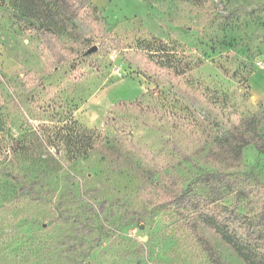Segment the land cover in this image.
<instances>
[{
	"label": "rangeland",
	"instance_id": "1",
	"mask_svg": "<svg viewBox=\"0 0 264 264\" xmlns=\"http://www.w3.org/2000/svg\"><path fill=\"white\" fill-rule=\"evenodd\" d=\"M77 5L0 0V264H243L168 201L210 197L206 154L240 121L264 142V0ZM38 29L68 57L56 68ZM241 154L250 193L210 208L264 226V153Z\"/></svg>",
	"mask_w": 264,
	"mask_h": 264
},
{
	"label": "trees",
	"instance_id": "2",
	"mask_svg": "<svg viewBox=\"0 0 264 264\" xmlns=\"http://www.w3.org/2000/svg\"><path fill=\"white\" fill-rule=\"evenodd\" d=\"M61 1L70 7L78 4V8L86 9L92 0ZM38 36L41 41L40 46L46 50L49 63L54 68L68 59L60 43H58L56 33L50 29H38ZM162 66L175 75L170 69L171 65ZM128 106L129 104L126 101H119L113 107L126 108ZM136 107H139V105L131 104L132 109ZM260 126L256 117L251 115L236 124L232 129L231 139L220 140L215 147L207 152V161L218 165L215 172H208L205 175L204 185L209 188L210 197L208 199L202 198L196 193L191 195L189 190H180L175 197L170 198L168 201L170 205L174 206H180L181 204L191 205L193 211L195 210L202 214L205 225L213 230L214 235L220 242L225 244L228 250L240 259L243 264H264V226L258 224L254 217L240 213L237 205L232 204L228 207L223 205L219 208H210V206L219 200H223L224 197L233 192L235 193V199L250 193V185L245 183V174L242 173L239 166L242 161L241 153L245 147L254 145L259 152L264 153V142L258 132ZM182 156L188 157L186 155ZM7 175L9 176H4L5 178H1V181L10 178L13 185L17 186L18 190L20 189L21 193L29 199L33 197L34 188H39L36 180L27 182L25 185L23 179H15L14 176ZM86 244L84 239L78 243L80 247H84ZM88 250H92L91 247Z\"/></svg>",
	"mask_w": 264,
	"mask_h": 264
},
{
	"label": "water",
	"instance_id": "3",
	"mask_svg": "<svg viewBox=\"0 0 264 264\" xmlns=\"http://www.w3.org/2000/svg\"><path fill=\"white\" fill-rule=\"evenodd\" d=\"M95 50V47L94 48H91L88 52H91V51H94Z\"/></svg>",
	"mask_w": 264,
	"mask_h": 264
}]
</instances>
